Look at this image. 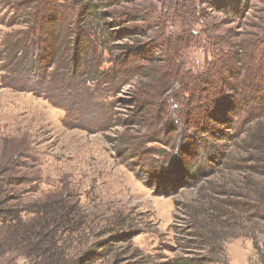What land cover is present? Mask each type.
Masks as SVG:
<instances>
[{
  "label": "rangeland",
  "instance_id": "1",
  "mask_svg": "<svg viewBox=\"0 0 264 264\" xmlns=\"http://www.w3.org/2000/svg\"><path fill=\"white\" fill-rule=\"evenodd\" d=\"M32 1L0 0V264H15L17 255L30 264H185L184 257L206 258L208 247L226 264H264V105L238 110L241 98L221 95L211 136L204 117L197 126L180 122L170 96L137 102L132 82H89L69 75L63 61L33 73L32 32L42 22L29 18ZM77 1L74 14L98 3ZM149 4L165 7L118 6L143 13ZM227 9L205 8L233 19L232 33L255 32L264 0H241L237 16ZM61 41L73 54L74 39ZM203 50L194 62L191 49L183 69L209 61L211 47ZM198 236L215 239L220 252Z\"/></svg>",
  "mask_w": 264,
  "mask_h": 264
},
{
  "label": "trees",
  "instance_id": "2",
  "mask_svg": "<svg viewBox=\"0 0 264 264\" xmlns=\"http://www.w3.org/2000/svg\"><path fill=\"white\" fill-rule=\"evenodd\" d=\"M135 1L98 0V3L85 4L76 14L73 8L79 1L72 0L65 6H56L53 0L32 1L36 5L28 14L29 18L42 22V25L32 32V35L37 34L33 48L38 58L31 61L29 71L34 73L38 67L47 69L63 61L69 75L89 82L100 79L113 86L132 82L138 95L137 102L150 106L161 101L162 97L166 100L170 96L180 108V122L197 126L204 117L209 121V128L203 132L211 136L216 134L213 124L218 119L214 107L221 95L233 92L234 96L241 98L236 104L238 110L250 108L254 102L264 105V15L259 17L257 31L232 33L227 25L233 19L210 16L205 8L222 11L229 7L231 14L237 16L238 9L233 8L241 0L213 3L210 0H159L165 2L163 9L155 10L152 3L143 8V13L137 8L118 6L122 2ZM102 7L105 10L99 11ZM223 14L230 16L227 11ZM86 17H89V26L82 29L80 23ZM113 28H118L116 33L112 32ZM138 36L146 39L140 49L134 47ZM68 37L75 41L71 55L70 46H63L61 41ZM124 39L132 42L131 46L116 43ZM204 44L211 47V59L205 60L203 65H185L183 69L182 58L193 49L195 62L196 56L204 52ZM103 56L108 63L104 68ZM139 110L150 114L148 107ZM198 238L215 247V239ZM205 248L206 245H202L199 250ZM215 249L220 252L219 248ZM203 254L206 258L184 257L185 264H204L208 260L215 262L212 264L227 263L214 255L209 247Z\"/></svg>",
  "mask_w": 264,
  "mask_h": 264
},
{
  "label": "clouds",
  "instance_id": "3",
  "mask_svg": "<svg viewBox=\"0 0 264 264\" xmlns=\"http://www.w3.org/2000/svg\"><path fill=\"white\" fill-rule=\"evenodd\" d=\"M15 264H30V261L27 257L17 255Z\"/></svg>",
  "mask_w": 264,
  "mask_h": 264
}]
</instances>
